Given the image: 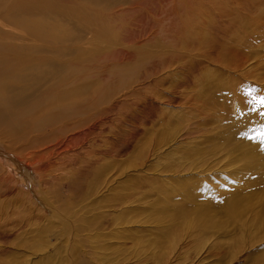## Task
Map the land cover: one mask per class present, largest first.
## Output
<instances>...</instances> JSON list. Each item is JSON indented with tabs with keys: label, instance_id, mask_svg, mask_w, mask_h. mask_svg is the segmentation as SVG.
Listing matches in <instances>:
<instances>
[{
	"label": "rangeland",
	"instance_id": "374dc122",
	"mask_svg": "<svg viewBox=\"0 0 264 264\" xmlns=\"http://www.w3.org/2000/svg\"><path fill=\"white\" fill-rule=\"evenodd\" d=\"M15 1L0 66L36 46L121 107L101 177L74 170L44 198L0 140L16 181L0 168V264H264V0H25L18 24Z\"/></svg>",
	"mask_w": 264,
	"mask_h": 264
},
{
	"label": "bare ground",
	"instance_id": "6f19581e",
	"mask_svg": "<svg viewBox=\"0 0 264 264\" xmlns=\"http://www.w3.org/2000/svg\"><path fill=\"white\" fill-rule=\"evenodd\" d=\"M5 1L0 0V8ZM78 1L87 3L86 0ZM22 5H25V0L11 2L10 10L6 12L8 13L6 16L16 24L20 22V16L12 14L24 13L25 6ZM33 21L29 20L28 26L33 33H39ZM64 35L68 36L69 32L66 31ZM47 37L52 40L58 39L51 35ZM15 50L24 54L29 53L30 56L22 65L13 60L0 66V77L19 67L11 72V77L0 80V140L6 143L8 154L21 155L28 164H22L21 160L14 158L13 155H8V158L16 162H14L16 169L22 171L24 175L31 177L34 171L28 165L34 167L36 174L40 176L41 195L50 190L53 184L55 186L56 181L68 177L74 170L79 171L69 176L67 182L74 179L77 174L82 173L81 176H85L92 171L96 179L100 178L105 159L115 156L110 150H106L104 142L118 136V125H113L116 112L121 107L117 93L95 85L99 92L95 93L96 96H91L88 85H74L69 80L73 74L79 76L78 71L72 70L73 67L57 65L44 67V60L50 56H36L35 54L39 52L36 46L29 48L26 53L23 48L16 46ZM1 59L2 56L0 62ZM12 80L21 81L28 89L42 84L43 90L38 94L30 91L14 93L10 86ZM62 86L65 88L61 89ZM31 97L36 98L34 114H28L33 109L28 111L24 107L33 105ZM0 168L6 174L4 180L15 184L14 179L8 180L9 174L4 169L2 160Z\"/></svg>",
	"mask_w": 264,
	"mask_h": 264
},
{
	"label": "snow or ice",
	"instance_id": "6c2138e0",
	"mask_svg": "<svg viewBox=\"0 0 264 264\" xmlns=\"http://www.w3.org/2000/svg\"><path fill=\"white\" fill-rule=\"evenodd\" d=\"M261 103H264V98H261V101H260Z\"/></svg>",
	"mask_w": 264,
	"mask_h": 264
}]
</instances>
